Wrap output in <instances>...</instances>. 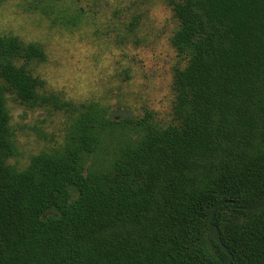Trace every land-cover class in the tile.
<instances>
[{"label": "trees", "instance_id": "trees-1", "mask_svg": "<svg viewBox=\"0 0 264 264\" xmlns=\"http://www.w3.org/2000/svg\"><path fill=\"white\" fill-rule=\"evenodd\" d=\"M3 1V0H0ZM178 28L173 121L151 112L112 117L109 106L42 93L31 63L39 43L0 33V264H229L208 230L214 218L234 264H264V0H163ZM52 24L83 8L27 0ZM51 107L70 123L62 147L24 169L7 108Z\"/></svg>", "mask_w": 264, "mask_h": 264}, {"label": "rangeland", "instance_id": "rangeland-1", "mask_svg": "<svg viewBox=\"0 0 264 264\" xmlns=\"http://www.w3.org/2000/svg\"><path fill=\"white\" fill-rule=\"evenodd\" d=\"M26 3L0 1V33L42 45L45 61L29 64L45 81L42 93L96 101L116 118L151 112L162 126L173 121L174 73L187 62L172 44L178 20L163 0H65L83 8L81 22L68 26L52 24ZM6 104L18 148L9 164L21 170L33 155L62 147L70 123L66 113L28 108L12 94Z\"/></svg>", "mask_w": 264, "mask_h": 264}, {"label": "water", "instance_id": "water-1", "mask_svg": "<svg viewBox=\"0 0 264 264\" xmlns=\"http://www.w3.org/2000/svg\"><path fill=\"white\" fill-rule=\"evenodd\" d=\"M232 202L233 201H230V200H221V201L217 202L211 210V217H210L209 226H208V230H209V234H210L211 238L213 240H215L220 245L222 250L224 252H226V254L229 256V264H234L233 263V255L230 252V250L228 249V247L223 243V241L221 239V234H220L219 228L213 221H214L217 209L220 206H223L225 204L232 203ZM262 207H264V197L261 198L260 200L256 201V202L252 203V204L239 206V208L242 210H256V209H260Z\"/></svg>", "mask_w": 264, "mask_h": 264}]
</instances>
